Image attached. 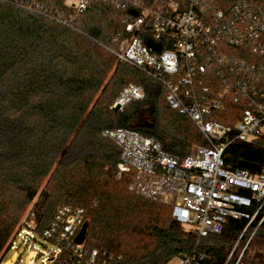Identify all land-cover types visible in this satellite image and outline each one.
I'll list each match as a JSON object with an SVG mask.
<instances>
[{
  "label": "trees",
  "instance_id": "16d2710c",
  "mask_svg": "<svg viewBox=\"0 0 264 264\" xmlns=\"http://www.w3.org/2000/svg\"><path fill=\"white\" fill-rule=\"evenodd\" d=\"M40 1L42 14L0 3V261L29 210L42 232L55 210L69 205L86 213L85 247L124 264H168L191 253L205 255L203 264H236L232 251L264 237V208L251 224L227 219L219 235L198 238L173 220V202L162 196L171 185L156 170L136 165L117 177L123 149L111 132L136 131L180 161L193 146H207L168 107L160 82L117 64L123 12L88 0L87 10L64 24V0ZM131 87L143 98L114 112ZM237 120L217 118L225 126ZM222 160L226 169L263 174L264 136L231 143Z\"/></svg>",
  "mask_w": 264,
  "mask_h": 264
},
{
  "label": "built area",
  "instance_id": "2783aa9c",
  "mask_svg": "<svg viewBox=\"0 0 264 264\" xmlns=\"http://www.w3.org/2000/svg\"><path fill=\"white\" fill-rule=\"evenodd\" d=\"M102 1L123 12V29L115 38L113 52L117 64H127L160 82L168 107L186 117L207 143L193 146L190 155L180 161L160 152L153 140L136 131L111 132L109 137L123 149L117 177L136 165L156 170L171 185L162 196L173 202V220L198 238L219 235L227 219L255 222L264 208V173L226 169L222 155L235 141L264 136V4L257 0ZM0 3L29 13L45 12L40 0ZM87 8L88 0H64L65 19L60 22L72 20ZM142 98L143 90L131 87L111 109L118 106L122 110ZM235 115L238 120L233 126L217 121ZM160 190V186L155 189ZM263 220L264 214L258 223ZM86 222L82 208L62 205L46 229L38 232L31 209L0 264L18 245L13 264L38 260L41 264H124L120 256L86 248L85 238L76 243ZM30 248L32 259L27 263ZM205 260V255L191 253L178 257L177 264H203Z\"/></svg>",
  "mask_w": 264,
  "mask_h": 264
},
{
  "label": "rangeland",
  "instance_id": "374dc122",
  "mask_svg": "<svg viewBox=\"0 0 264 264\" xmlns=\"http://www.w3.org/2000/svg\"><path fill=\"white\" fill-rule=\"evenodd\" d=\"M71 1H73V0H67V2H69V3H70ZM261 132L264 134V129L261 130ZM261 239H264V237H260V236L258 235V236H256L255 238H252L251 241L249 242V244H248L247 246H245V245H239V248H238L237 250H236V248H234L236 251L233 252L231 258H232V259L235 258V262L238 263V264H246V263H244V261H243V257H244V255H245V254H249V255L253 254V253L255 252V250H256V246H258L257 244L259 243V241H260ZM258 240H259V241H258ZM11 255H12V252H9V253L6 255L5 259H6V260L9 259ZM34 264H41V261L38 260V261H37L36 263H34ZM168 264H177V258L171 260Z\"/></svg>",
  "mask_w": 264,
  "mask_h": 264
},
{
  "label": "water",
  "instance_id": "95a60500",
  "mask_svg": "<svg viewBox=\"0 0 264 264\" xmlns=\"http://www.w3.org/2000/svg\"><path fill=\"white\" fill-rule=\"evenodd\" d=\"M147 45L148 46H151V42L148 41L147 42ZM118 109H119V107L117 106L116 108L113 109V111L114 112H117ZM87 227H88V224L86 222V223L83 224V226H82V228H81V230H80V232H79V234H78V236L76 238V243L77 244H81L83 242V240L85 238L86 231H87ZM19 246L20 245H18L13 250L11 257L8 260H6L5 262H3L2 264H13L15 262L16 256H17V252L19 250ZM31 259H32V249L30 248L29 251H28V255H27V258H26V262L29 263L31 261Z\"/></svg>",
  "mask_w": 264,
  "mask_h": 264
},
{
  "label": "flooded vegetation",
  "instance_id": "af4514ba",
  "mask_svg": "<svg viewBox=\"0 0 264 264\" xmlns=\"http://www.w3.org/2000/svg\"><path fill=\"white\" fill-rule=\"evenodd\" d=\"M259 241V240H258ZM253 254H245L243 261L246 264H264V239H261Z\"/></svg>",
  "mask_w": 264,
  "mask_h": 264
}]
</instances>
